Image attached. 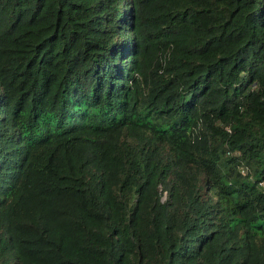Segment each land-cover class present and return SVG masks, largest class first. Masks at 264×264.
I'll return each mask as SVG.
<instances>
[{
  "label": "trees",
  "instance_id": "obj_1",
  "mask_svg": "<svg viewBox=\"0 0 264 264\" xmlns=\"http://www.w3.org/2000/svg\"><path fill=\"white\" fill-rule=\"evenodd\" d=\"M0 264H264V0H0Z\"/></svg>",
  "mask_w": 264,
  "mask_h": 264
}]
</instances>
